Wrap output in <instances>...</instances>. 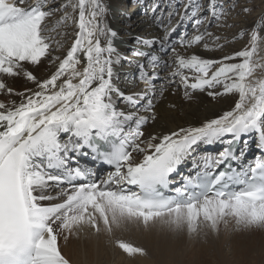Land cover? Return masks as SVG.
<instances>
[{
  "label": "snow or ice",
  "instance_id": "obj_1",
  "mask_svg": "<svg viewBox=\"0 0 264 264\" xmlns=\"http://www.w3.org/2000/svg\"><path fill=\"white\" fill-rule=\"evenodd\" d=\"M132 4L139 21L109 0H0V95L8 97L0 99V264H65L60 214L118 182L147 192L173 183L177 192L237 188L217 194L231 197L242 218L264 219V76L256 74L264 57L255 59L264 0L259 8L256 0ZM254 13L250 26L235 23ZM213 27L238 31L229 39ZM245 38L219 58L192 51H223ZM65 45L63 57L54 54ZM42 60L55 71L39 79L31 68ZM21 77L35 87L7 82ZM177 92L186 101L235 98L210 116L153 131L158 104ZM98 167L110 170L100 178Z\"/></svg>",
  "mask_w": 264,
  "mask_h": 264
},
{
  "label": "rangeland",
  "instance_id": "obj_2",
  "mask_svg": "<svg viewBox=\"0 0 264 264\" xmlns=\"http://www.w3.org/2000/svg\"><path fill=\"white\" fill-rule=\"evenodd\" d=\"M256 6L257 8L261 6V0H256ZM256 15L258 13L249 17L253 21ZM241 17L242 19L245 18ZM241 17H239L240 21ZM211 30L213 32L218 31L215 27ZM246 40L247 38H245ZM109 196L115 202L112 204L106 199L100 200V204H96L99 209L95 206L96 208H90L87 214H82L86 223L80 224L77 229V233L80 231L82 233V243L87 241L92 234H95L99 240L101 239L99 245L96 243L95 246L103 247L105 245L104 253L107 257H105V261L109 259V262L112 261L113 264L264 263L262 256L256 252L250 253L253 254L254 258L250 256L246 260L240 257L243 251L240 244L245 242V232L249 221L237 215L232 205L227 204L224 207L221 203L216 205L215 209L208 206H204L203 210L202 207L186 208L187 210H173L172 213L161 216L159 214H144L139 211L127 212L131 215L130 220L124 223L128 224L120 225L119 228L116 227L115 231L118 235H124L126 239L117 240L115 245L111 244V247L108 242L103 241V233L108 228L113 230L112 215L119 217L124 209L114 206L117 200L112 195L109 194ZM109 196L108 199L111 200ZM88 205L81 203L84 210L88 209ZM72 206L76 208L77 204ZM75 218L78 217H73V219ZM55 226H57V221ZM111 251L115 256L111 255Z\"/></svg>",
  "mask_w": 264,
  "mask_h": 264
},
{
  "label": "bare ground",
  "instance_id": "obj_3",
  "mask_svg": "<svg viewBox=\"0 0 264 264\" xmlns=\"http://www.w3.org/2000/svg\"><path fill=\"white\" fill-rule=\"evenodd\" d=\"M109 2L113 10L117 13L122 8L127 10V6H128L127 11L132 12L134 14V17H133L134 20H137V21L140 20L141 17L139 13V8L138 6H132L133 5L131 3L132 0H109ZM130 6L132 7L130 8ZM109 22L114 28L120 27L119 21L117 19L110 18ZM251 22H252V18L250 17L243 18V19L241 17V21H240V18H238V20L235 21V23L239 26H250ZM144 26H145L144 24H141L140 28H137V31H141ZM237 30L238 28L236 27L232 29H218V31L216 30L215 33L220 34L223 32L229 37V39H231V37L237 33ZM246 43H247V40L245 41V39L237 40L233 43L227 44L225 48L223 49V51H216V52H211V53L202 51L199 48H195L192 51L198 54H201L206 58H219L223 55L232 54L235 51L241 50L245 46ZM66 50H67V45H65L64 50L54 53V54L60 55L61 57H63L66 53ZM260 57H264V44L261 45V52L259 53V56L256 57L255 59H259ZM31 70L33 71V74L36 75L39 79H44L48 75H50L51 72L55 71V66L49 65L47 63V60H42L39 66L31 68ZM256 74L258 77L264 76V70L257 69ZM7 82L10 84V86H12L17 91H23L25 88L35 87V85H33L31 82H27L26 79L23 77L16 78V79H8ZM13 98L18 99L17 97H13ZM234 98L235 97H228L224 99H218L217 101H212L205 94L200 93V94H196V97L194 100L186 101L183 99L182 94L180 92H177L175 95L166 93L165 98L162 99L157 106L156 111L158 113V120L155 122V126L152 130L153 131H168L169 128L175 127L176 124L178 123L182 124V123L191 121L196 118L210 116L216 112H219L221 109L229 108L232 105V101ZM0 99L7 100L8 97L0 95ZM171 104L177 105L178 106L177 109L175 110L171 109L169 107ZM162 126L164 127L162 128ZM250 153L252 154V152ZM122 185L121 183L118 182L111 186H108L107 193L104 192V194H101L99 192V190L104 186V185H101L100 188L95 190V193H96L95 198L87 202V204H89L87 207L88 208L87 210L83 209L85 205L81 207L82 202L74 203L73 205L77 204L76 208L74 206H71L65 209V211H63L60 214L59 219H57V226L54 225V227L56 228V231H57V237L59 241V250L65 261V264H113L111 263L112 262L111 260H110L111 262H109V259H107V261L104 260L107 258L105 256L106 253H104L105 245L103 247L98 246L101 239L99 240V238L95 234L94 235L92 234L88 237L87 241H84L82 243V233L81 231L80 233H77V229L80 224L84 225L86 223V220L84 217H82V214H87L90 208L97 206L96 204H100V200L106 199L107 201H109V203L111 202L112 204L113 202H115L112 199V197L109 196L110 194L117 200V202L114 203V206L119 207L124 210H122L123 213L119 214L120 215L119 217H117V215L115 216L112 215L113 230H110L108 228L109 230L108 231L105 229L102 239H104L103 241L108 242L111 247H112L111 244L115 245L117 240H120V239L125 240L126 238L124 235L123 236L121 234L118 235L117 232L115 231H116V227L119 228L120 225L128 224V223H124L125 221L130 220L131 215L127 214V212H132V211H139L140 213L141 212L148 213V212L141 210L133 203V201L135 200L134 197L130 194L123 192L121 188ZM52 194L56 195V191H53ZM108 196L111 198V200L108 199ZM122 196L128 197L129 199H121ZM54 202H57V201H53V203ZM220 202L221 201L217 202L212 199H206L190 207L176 208V210L183 211V210H187L190 208L196 209L198 207H202V210H203L204 206L214 208ZM224 203L232 205L233 202L224 201ZM106 205L108 204L106 203ZM172 212H173V209L171 208L167 212L156 213V214H159L161 216V215H165V214L172 213ZM75 216L78 218L73 219V217ZM243 217L246 218L247 221L249 222L251 221L252 223L248 222V226L247 227L245 226L247 228L245 232L246 238H245V242L240 244L241 248H243V251L240 254V257L247 260L248 257L250 256L253 257V254H250V253L256 252L259 256L261 255L262 258L264 259V256H263L264 255V219L254 220L251 217V215H245ZM96 243L98 244L97 247L95 246ZM252 245L254 246L252 247ZM111 255L115 256L114 254H112V251H111Z\"/></svg>",
  "mask_w": 264,
  "mask_h": 264
}]
</instances>
